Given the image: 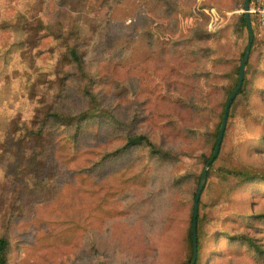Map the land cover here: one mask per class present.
Segmentation results:
<instances>
[{
  "label": "rangeland",
  "instance_id": "obj_1",
  "mask_svg": "<svg viewBox=\"0 0 264 264\" xmlns=\"http://www.w3.org/2000/svg\"><path fill=\"white\" fill-rule=\"evenodd\" d=\"M174 1L185 11L164 17L148 8L142 9L144 14L125 16L113 9L116 0H0V43L22 40L28 51H37L38 67L49 56L66 57L58 40L61 35H69L80 51L91 46L85 57L87 70L99 77L97 91L107 104L155 142L186 152L175 175L178 193L188 198L197 184L203 157L211 153L215 143L217 118L215 111L204 110L202 117L210 126L188 137L177 135L171 124L190 117L187 84L205 87L211 78L219 88L236 83L233 74L240 67L249 32L239 23L245 14L243 0ZM100 6L102 12L95 11ZM16 11L21 12L25 23L8 18H13ZM4 16L9 21L4 22ZM253 24L249 101L253 111L263 114L264 29ZM195 35L198 39L193 41ZM190 40L188 51L180 54L178 44ZM203 50L208 52L205 56ZM72 79L73 84L68 86L67 81L65 89L66 79L60 74L51 73L43 80L44 94L61 100L69 112L82 107L84 87L83 81ZM219 88L214 100L222 97ZM163 90L180 98H162ZM235 122L233 118L228 121L227 135L209 168L201 196L204 210L210 214L207 207L215 203L225 185L219 177L221 172L236 164L245 172L264 175V151L253 138L259 135L260 127L253 123L247 128L248 124L239 119L237 122L247 129L238 137ZM119 144L120 139L106 127L101 132L97 125L87 127L75 143L76 156L72 157L70 150L60 152L51 167L57 169L65 162L67 169L52 178L11 171L2 166L6 151L0 150V228L13 214L19 237L26 241V249L18 251L12 264H154L153 257L139 258L115 243L116 211L120 209L117 192L129 198L139 196L140 202L157 211L169 196L167 181L172 166L144 159L142 152L134 151L120 155L118 160L108 159L98 168L101 159ZM237 145L241 152L236 150ZM143 163L149 167L145 174L140 171ZM172 232L176 238L170 241L174 242L179 233Z\"/></svg>",
  "mask_w": 264,
  "mask_h": 264
},
{
  "label": "trees",
  "instance_id": "obj_2",
  "mask_svg": "<svg viewBox=\"0 0 264 264\" xmlns=\"http://www.w3.org/2000/svg\"><path fill=\"white\" fill-rule=\"evenodd\" d=\"M116 4L113 9L125 16L144 14L143 8L164 17L185 11L181 4L174 0H116ZM95 11L102 12L101 6ZM8 18L11 21L16 18L15 23L26 22L20 11H16L13 18ZM8 18L4 16L3 21H9ZM239 23L241 27H247L245 14ZM197 39L195 35L193 41ZM58 40L65 48L66 57L49 56L43 59L41 67L36 64L39 57L37 51H28L22 40L3 45L0 43V150L6 151L2 166L19 174L55 177L67 169L65 162L57 169L51 167L56 165L61 151L70 150L72 157L76 156L75 143L87 127L97 125L99 132L106 127L120 139V144L101 159L98 168L108 159L118 160L120 155L134 151L142 152L144 159H157L172 166L169 169L171 176L167 181L169 196L161 202V208L157 211L148 208L147 202H140L139 196L129 198L117 192L120 209L116 211L115 243L122 247L124 252L139 258L153 257L154 264H192V225L196 194L203 170L215 152L228 100L238 86L240 67L233 74L237 76V81L231 87L219 88L212 78L205 87L202 84H187L186 91L191 99L190 104H187L190 117L186 121H173L171 125L174 126V131L181 137L206 131L210 122L202 117L204 110L215 111L217 126L213 133L215 143L211 153L203 157L195 189L188 198H183L176 189L179 180L175 172L182 157H187L186 152L165 148L146 132L137 131L135 122H125L97 91L99 77L88 73L85 57L91 51V46L86 47L85 51H80L67 34L61 35ZM191 44V40L179 43V53L188 51ZM254 47L255 43L246 64L243 86L231 107L229 119L236 121L238 137H242L240 132H246L249 124L254 123L260 127L259 135L253 138L264 151V113L253 111L249 101L252 91L248 68ZM246 49L241 54L242 57ZM189 52L193 53L192 50ZM207 53L206 50L201 52L204 56ZM51 73L60 74L66 79L62 89H65L67 81H70L68 86L73 84V77L84 82L82 107L79 110L69 112L67 107L62 106L61 100L44 94L43 80ZM174 73L180 72L174 70ZM186 77L189 78V75L186 74ZM218 88L222 97L214 100ZM163 95L174 100L180 98L177 95L165 94L164 90L160 97L163 98ZM239 119L243 124H248L247 128L237 122ZM226 135L225 132V137ZM236 150L242 151L238 145ZM148 169V164L143 163L140 171L145 174ZM219 177L225 185L215 203L211 207L206 206L212 214L204 210L202 198L199 202L198 254L195 264H264V175L245 172L233 164L225 172H221ZM124 198L127 200L125 203ZM15 218L16 216L11 214L7 217L6 224L0 228V264H12L18 251L26 249L23 246L26 241L21 239L23 236L19 237ZM172 231L179 233L174 242L170 241L176 238Z\"/></svg>",
  "mask_w": 264,
  "mask_h": 264
},
{
  "label": "water",
  "instance_id": "obj_3",
  "mask_svg": "<svg viewBox=\"0 0 264 264\" xmlns=\"http://www.w3.org/2000/svg\"><path fill=\"white\" fill-rule=\"evenodd\" d=\"M251 2H252V0H246L245 7H244L245 18H246V21H247V28H248L249 39L250 40H249L247 49L245 51V55L242 58V61H241V64H240L239 83H238V86H237L236 90L233 92V94L231 95V97L228 100L227 106L225 108V112H224L221 128H220V131H219L218 141L216 143L215 152H214L212 158L209 160V162L207 163V165L205 166V168L203 170V173H202V176H201V180H200L199 189H198V192L196 194V206H195V210H194L193 225H192V236H193V244H194V258H193L192 264L196 263L197 254H198L197 224H198V215H199V202H200L203 190H204V188L206 186V183H207L208 174H209V168L211 167V165L216 161V159L219 156V153H220V150H221V146L223 144L224 137H225V132H226V129H227V124H228V120H229V113H230L231 107H232L237 95L239 94V92H240V90H241V88L243 86L244 79H245L246 64H247V62L249 60L251 49H252V45H253L254 40H255V34H254L253 26H252V21H251V17H250V14H249V9H250Z\"/></svg>",
  "mask_w": 264,
  "mask_h": 264
},
{
  "label": "built area",
  "instance_id": "obj_4",
  "mask_svg": "<svg viewBox=\"0 0 264 264\" xmlns=\"http://www.w3.org/2000/svg\"><path fill=\"white\" fill-rule=\"evenodd\" d=\"M249 14L253 22L260 29H264V0H252Z\"/></svg>",
  "mask_w": 264,
  "mask_h": 264
}]
</instances>
